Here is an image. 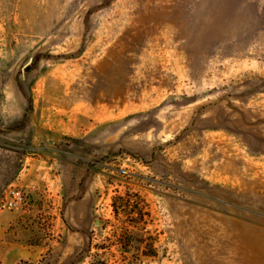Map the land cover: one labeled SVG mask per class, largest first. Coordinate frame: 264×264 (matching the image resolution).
Returning <instances> with one entry per match:
<instances>
[{
    "label": "rangeland",
    "instance_id": "rangeland-1",
    "mask_svg": "<svg viewBox=\"0 0 264 264\" xmlns=\"http://www.w3.org/2000/svg\"><path fill=\"white\" fill-rule=\"evenodd\" d=\"M0 264H264V0H0Z\"/></svg>",
    "mask_w": 264,
    "mask_h": 264
},
{
    "label": "crops",
    "instance_id": "crops-1",
    "mask_svg": "<svg viewBox=\"0 0 264 264\" xmlns=\"http://www.w3.org/2000/svg\"><path fill=\"white\" fill-rule=\"evenodd\" d=\"M36 162V161H35ZM30 167H27V168H23L21 170V173H20V180H21V185L26 187L27 190V194H28V200H29V203L27 205V208H26V211L27 212H31V213H34L35 211H40L41 212V209L38 208L37 206V202L40 203L41 199H42V186L40 185V182H41V179L40 177L38 176H32V174L34 173V169L35 167H37L38 169L39 168H42L40 165L39 166H35V165H32L30 164L29 165ZM43 193H44V188H43ZM32 207V208H31ZM22 212H25L24 210H21L20 214ZM16 216H18V214H16ZM19 216H22V215H19ZM18 219V218H16ZM19 224V223H18ZM12 248L14 251H12ZM16 245H9V253H8V257L14 261V258H16ZM25 254H27V250L25 248ZM16 260V259H15Z\"/></svg>",
    "mask_w": 264,
    "mask_h": 264
},
{
    "label": "built area",
    "instance_id": "built-area-1",
    "mask_svg": "<svg viewBox=\"0 0 264 264\" xmlns=\"http://www.w3.org/2000/svg\"><path fill=\"white\" fill-rule=\"evenodd\" d=\"M23 196L19 190L10 191V199L6 202L8 208H14L21 203Z\"/></svg>",
    "mask_w": 264,
    "mask_h": 264
}]
</instances>
